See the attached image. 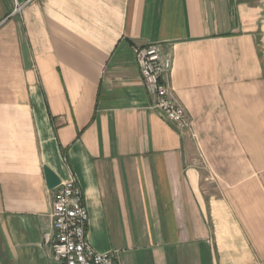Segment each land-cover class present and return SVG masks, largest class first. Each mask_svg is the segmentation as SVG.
<instances>
[{"label": "crops", "instance_id": "crops-1", "mask_svg": "<svg viewBox=\"0 0 264 264\" xmlns=\"http://www.w3.org/2000/svg\"><path fill=\"white\" fill-rule=\"evenodd\" d=\"M45 168L119 264H264V0H0V264H60Z\"/></svg>", "mask_w": 264, "mask_h": 264}, {"label": "built area", "instance_id": "built-area-1", "mask_svg": "<svg viewBox=\"0 0 264 264\" xmlns=\"http://www.w3.org/2000/svg\"><path fill=\"white\" fill-rule=\"evenodd\" d=\"M141 78L154 97V108L181 128H188L184 108L171 93L172 60L160 45L137 49ZM51 213L52 233L45 240L60 264H119L114 252L99 253L88 240L89 215L83 194L75 180L61 182L55 189Z\"/></svg>", "mask_w": 264, "mask_h": 264}, {"label": "water", "instance_id": "water-1", "mask_svg": "<svg viewBox=\"0 0 264 264\" xmlns=\"http://www.w3.org/2000/svg\"><path fill=\"white\" fill-rule=\"evenodd\" d=\"M45 176L49 189L54 190L61 184V180L48 168H45Z\"/></svg>", "mask_w": 264, "mask_h": 264}]
</instances>
